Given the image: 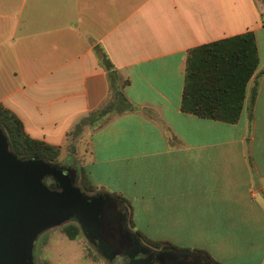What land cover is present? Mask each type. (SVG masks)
Wrapping results in <instances>:
<instances>
[{
	"label": "crops",
	"instance_id": "obj_1",
	"mask_svg": "<svg viewBox=\"0 0 264 264\" xmlns=\"http://www.w3.org/2000/svg\"><path fill=\"white\" fill-rule=\"evenodd\" d=\"M246 30L258 63L238 118L182 111L187 49ZM102 53L133 108L67 134L107 97ZM263 65L264 0H0V102L25 132L125 199L132 227L137 210L149 230L210 238L228 257L264 227Z\"/></svg>",
	"mask_w": 264,
	"mask_h": 264
},
{
	"label": "trees",
	"instance_id": "obj_2",
	"mask_svg": "<svg viewBox=\"0 0 264 264\" xmlns=\"http://www.w3.org/2000/svg\"><path fill=\"white\" fill-rule=\"evenodd\" d=\"M101 58L106 62L105 69L109 81L107 97L99 106L81 116L67 134L78 133L83 124H93L101 121L103 115L112 108L116 111L133 108L121 89L127 80L119 76L118 71L112 66L104 53H102ZM257 63L255 40L253 32L250 30L189 47L185 59L179 108L184 112L202 117L226 122L235 121L242 108L246 82L256 68ZM253 93L254 86L250 89V96ZM0 128L8 140L11 150L17 155H35L49 162L58 161L59 145L30 137L23 129L20 119L1 102ZM71 159L75 160V158ZM76 183L85 192L96 191L95 186L88 180L80 165L77 166ZM113 195L125 205L128 204L119 195ZM127 219L129 225L132 226L129 213ZM62 230L68 238H74L80 233L79 224L72 219L62 223ZM135 232L139 236L141 235L137 230ZM145 240L147 239L145 238ZM148 241L156 245L163 242L167 243L165 241ZM167 244L176 249L185 250ZM195 251L205 254L211 261L216 262L203 249H195Z\"/></svg>",
	"mask_w": 264,
	"mask_h": 264
},
{
	"label": "water",
	"instance_id": "obj_3",
	"mask_svg": "<svg viewBox=\"0 0 264 264\" xmlns=\"http://www.w3.org/2000/svg\"><path fill=\"white\" fill-rule=\"evenodd\" d=\"M72 175L58 161L17 155L0 128V264H33L36 236L69 218L77 220L105 258L119 252L104 238L102 220L114 209V217L121 213V200L106 191L85 192ZM44 177L52 181L46 183ZM137 261L132 264H148Z\"/></svg>",
	"mask_w": 264,
	"mask_h": 264
},
{
	"label": "rangeland",
	"instance_id": "obj_4",
	"mask_svg": "<svg viewBox=\"0 0 264 264\" xmlns=\"http://www.w3.org/2000/svg\"><path fill=\"white\" fill-rule=\"evenodd\" d=\"M76 148L79 154L81 145L76 144ZM68 152L69 154L62 152L58 156V161L71 160L68 158L73 154ZM64 157L66 158L64 159ZM262 194V191L258 192L257 196L261 197ZM133 219L135 221L133 227L130 225L132 230H137L141 234L140 236H144L147 240L165 241L187 250L203 248L212 258H220V264H251L252 258L256 259L264 249V227L252 234L251 243H249L250 239L246 229V236L243 240L237 241V247L231 251V256L228 257L224 247L214 246L210 238L206 239L187 232H177L171 235L165 231L149 230L146 225V214L139 213L137 210L133 214ZM62 223L44 229L36 236L34 249L37 253L38 264H108L81 233H78L74 238H68L62 230ZM144 237L141 238L145 240Z\"/></svg>",
	"mask_w": 264,
	"mask_h": 264
},
{
	"label": "flooded vegetation",
	"instance_id": "obj_5",
	"mask_svg": "<svg viewBox=\"0 0 264 264\" xmlns=\"http://www.w3.org/2000/svg\"><path fill=\"white\" fill-rule=\"evenodd\" d=\"M58 164L63 168H68L69 172L74 174L72 176L76 182V164L70 161H58ZM51 181L52 179L50 177H44V182L50 183ZM120 204L122 207L121 213L117 217H114V214H117L116 209H114L110 212L109 218L102 220L104 238L110 244L117 246L119 251L112 259L105 258L97 246L91 241V238L80 229V233L93 245L108 264H132L135 259H138L137 262H147L148 264H217L211 261L205 254L198 251L187 252L188 250L186 249H176L164 242L156 245L148 240H144L132 230L125 216V210L122 205L124 203L120 201ZM69 219L77 222L75 218ZM35 253L33 241V264H38Z\"/></svg>",
	"mask_w": 264,
	"mask_h": 264
}]
</instances>
